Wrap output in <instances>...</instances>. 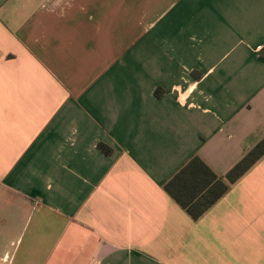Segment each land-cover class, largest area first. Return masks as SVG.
<instances>
[{"label": "crops", "instance_id": "crops-1", "mask_svg": "<svg viewBox=\"0 0 264 264\" xmlns=\"http://www.w3.org/2000/svg\"><path fill=\"white\" fill-rule=\"evenodd\" d=\"M263 137L264 0H0V264H264V157L164 188Z\"/></svg>", "mask_w": 264, "mask_h": 264}, {"label": "trees", "instance_id": "trees-1", "mask_svg": "<svg viewBox=\"0 0 264 264\" xmlns=\"http://www.w3.org/2000/svg\"><path fill=\"white\" fill-rule=\"evenodd\" d=\"M263 157L264 137L227 172L224 179L200 156H193L164 188L194 219H198Z\"/></svg>", "mask_w": 264, "mask_h": 264}]
</instances>
